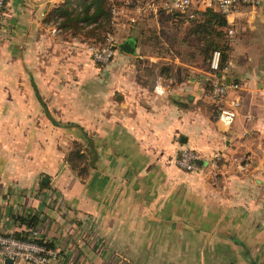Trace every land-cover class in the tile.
<instances>
[{
  "label": "crops",
  "instance_id": "obj_1",
  "mask_svg": "<svg viewBox=\"0 0 264 264\" xmlns=\"http://www.w3.org/2000/svg\"><path fill=\"white\" fill-rule=\"evenodd\" d=\"M66 1L6 0L1 15L0 232L37 229L59 250L51 264H264V6L231 16L226 79L241 106L225 125L210 60L189 40L149 83L136 66L142 26L122 15L117 38L135 51L117 47L100 66L95 36L60 26ZM75 141L84 178L67 158ZM185 146L198 169L176 162Z\"/></svg>",
  "mask_w": 264,
  "mask_h": 264
},
{
  "label": "built area",
  "instance_id": "obj_2",
  "mask_svg": "<svg viewBox=\"0 0 264 264\" xmlns=\"http://www.w3.org/2000/svg\"><path fill=\"white\" fill-rule=\"evenodd\" d=\"M5 3L6 0H0V15H2ZM262 6H264V0H125L121 4L112 3L110 22L116 25L122 15H127V23L132 25L146 13L160 11L173 12L180 17L189 19L196 17L201 11L212 8L226 15L229 22L226 27V35L229 43H232L236 37L238 26L236 19L231 16L242 9L245 12L249 11L253 19L256 10ZM130 7H134L135 14H128ZM118 44L116 33L109 32L104 43H92L88 48L96 61L107 63L114 55ZM221 57L220 49L212 51L209 65L213 74L209 95L215 104L218 120L225 125H231L241 106L239 92L241 86L236 80H231L229 77L226 79L231 64L227 61L222 65ZM219 73L221 75H218ZM164 90V87L159 88L160 92ZM232 90L236 93L230 97ZM199 157L194 149L185 146L180 149L176 162L182 168L195 170L200 166ZM31 235V238H23L13 233L0 232V260L4 261L6 257H11L14 261L24 259L35 264H51L59 257V250L55 245L46 244V239H43V242L36 240V238H42L37 229H33Z\"/></svg>",
  "mask_w": 264,
  "mask_h": 264
},
{
  "label": "trees",
  "instance_id": "obj_3",
  "mask_svg": "<svg viewBox=\"0 0 264 264\" xmlns=\"http://www.w3.org/2000/svg\"><path fill=\"white\" fill-rule=\"evenodd\" d=\"M111 7L112 4H110L108 0H67L64 5H61L62 18L59 24L64 28H72L74 34H78L79 31L85 27L91 28V34H93L97 27L110 23ZM170 13L178 17L176 13ZM184 18L192 20L193 22L190 33L194 35L195 41L193 42L190 39L189 43L192 44L206 60H210L214 49H220L222 52L221 64L224 65L225 62L228 61L231 49L229 39L226 35V27L229 24L226 15L218 10L208 8L199 12L194 18L188 19L186 17H180V19ZM0 24H2L1 18ZM91 34L87 33L88 36H93ZM96 34H98V32H96L95 35ZM99 37L100 34L96 39ZM67 158L71 167L77 170L82 178H84L91 165L84 144L75 141ZM41 184L45 185L43 182ZM23 219L29 226L33 227L37 226L39 222L37 214L24 217ZM19 237L31 238L29 234ZM43 239H46V244L54 245V242L46 236L36 238V240L40 242H43Z\"/></svg>",
  "mask_w": 264,
  "mask_h": 264
},
{
  "label": "rangeland",
  "instance_id": "obj_4",
  "mask_svg": "<svg viewBox=\"0 0 264 264\" xmlns=\"http://www.w3.org/2000/svg\"><path fill=\"white\" fill-rule=\"evenodd\" d=\"M108 2L110 4L113 3L112 0H108ZM115 3L121 4V2H119L118 0H115ZM154 15H156V13H146L143 17H141L143 19L140 18V21H136L134 23V25L136 24V30H138V25L142 26L144 32L141 40L137 39L141 56L136 57L139 59H136V66L137 69H139L140 74H142L144 79L149 83H152L155 80L157 74H160V68L163 65L172 60H175L178 56H181L182 54L187 52V50H184V48L186 47V39H188L189 41L191 39L193 42L195 41L194 35L189 33L193 23L192 20H187L185 18L180 19L179 16L177 17L167 11H163L161 13L158 12L156 16ZM116 29V26H114L110 22L106 23L104 26L97 27L93 34H91V28L86 27L81 29L78 34L81 37H91L87 35V33H89L95 36V38L92 39V41L87 40V43L91 42L90 44H100L106 41V36L109 32L116 33ZM96 32H98V34L95 35ZM131 33L135 34V30H132ZM99 34L100 37L96 39ZM116 35L118 36V33ZM120 35L119 37H121ZM155 56H159L160 58L156 59ZM152 57L154 59H152ZM92 59L100 66L106 64L96 61L94 58ZM171 71L172 75L180 73L175 69H172Z\"/></svg>",
  "mask_w": 264,
  "mask_h": 264
},
{
  "label": "water",
  "instance_id": "obj_5",
  "mask_svg": "<svg viewBox=\"0 0 264 264\" xmlns=\"http://www.w3.org/2000/svg\"><path fill=\"white\" fill-rule=\"evenodd\" d=\"M0 17H1V15H0ZM117 47H121L122 49H124L125 51H128V52H134L135 51V45H134L133 40L131 38H128V39L124 40L123 42H120ZM218 75H221V74L219 73ZM47 179H48V177L44 176L42 178V181L47 182ZM13 262H14V260L11 257H6L4 259V264H13Z\"/></svg>",
  "mask_w": 264,
  "mask_h": 264
}]
</instances>
